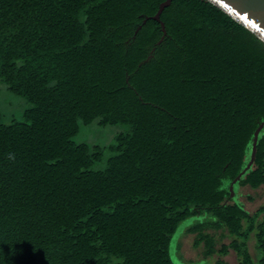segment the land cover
I'll list each match as a JSON object with an SVG mask.
<instances>
[{"label": "trees", "instance_id": "trees-1", "mask_svg": "<svg viewBox=\"0 0 264 264\" xmlns=\"http://www.w3.org/2000/svg\"><path fill=\"white\" fill-rule=\"evenodd\" d=\"M161 1L0 0V81L30 105L0 121V264H172L170 235L201 212L185 231L204 257L264 264V207L231 193L264 189V42L207 0H171L156 44L142 20ZM95 118L127 127L100 170L102 149L72 140Z\"/></svg>", "mask_w": 264, "mask_h": 264}, {"label": "rangeland", "instance_id": "rangeland-1", "mask_svg": "<svg viewBox=\"0 0 264 264\" xmlns=\"http://www.w3.org/2000/svg\"><path fill=\"white\" fill-rule=\"evenodd\" d=\"M29 106V103L24 98L11 93L6 85L0 81V121L2 123L7 124L13 120L21 121L24 111ZM77 126V132L72 137L73 142L85 143L90 148L97 146L102 149L99 159L92 166L93 169L97 170L104 168L107 159L113 155V152L108 150L106 146L113 142L116 134L127 130V127L122 124H102L99 118H95L89 123L78 121ZM250 156L251 150L243 168L244 172L252 162ZM231 193L233 194V201L239 202L250 212H253L259 206L264 207V189L262 186L255 189H251L248 186L235 187ZM206 218H208V215L201 212L200 214L188 216L177 224L167 243V255L172 264H237L232 250H228L225 255L214 253L204 257L201 245L197 247L192 246L194 234L188 233L185 230L190 225L203 221ZM208 231L215 237V247H218L220 244H226L229 240L225 231L220 229H209ZM247 247L252 259L256 261L258 252L253 246L251 236L247 241ZM218 261L221 262L218 263Z\"/></svg>", "mask_w": 264, "mask_h": 264}, {"label": "water", "instance_id": "water-1", "mask_svg": "<svg viewBox=\"0 0 264 264\" xmlns=\"http://www.w3.org/2000/svg\"><path fill=\"white\" fill-rule=\"evenodd\" d=\"M214 4L216 7L221 9L227 15L232 17L234 20L242 24L253 34H255L259 39L264 42V0H207ZM171 0H163L158 4L157 10L153 15L146 16L143 18L142 23L147 19H152L159 23L161 36L156 42L158 44L165 35V29L159 16L163 8L170 4ZM140 26L137 27V29ZM136 29V30H137ZM135 30V32H136ZM148 58V57H147ZM146 58V59H147ZM264 127V119L258 123L253 131L251 144L254 145L257 140V135L260 130ZM253 146L251 147L250 160L253 159ZM248 166V165H247ZM244 169L240 172L242 174ZM238 179V176L232 181V183ZM231 190V186L229 187Z\"/></svg>", "mask_w": 264, "mask_h": 264}, {"label": "clouds", "instance_id": "clouds-1", "mask_svg": "<svg viewBox=\"0 0 264 264\" xmlns=\"http://www.w3.org/2000/svg\"><path fill=\"white\" fill-rule=\"evenodd\" d=\"M8 158L11 159V160H15V155L12 154V153H10L9 156H8Z\"/></svg>", "mask_w": 264, "mask_h": 264}]
</instances>
